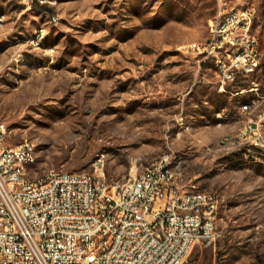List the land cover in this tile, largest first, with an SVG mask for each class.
<instances>
[{"label":"rangeland","instance_id":"obj_1","mask_svg":"<svg viewBox=\"0 0 264 264\" xmlns=\"http://www.w3.org/2000/svg\"><path fill=\"white\" fill-rule=\"evenodd\" d=\"M221 9L250 10L260 51L222 89L188 50ZM2 16L0 121L35 146L32 178L112 187L167 158L184 190L216 199L214 234L184 264H264V0H0Z\"/></svg>","mask_w":264,"mask_h":264},{"label":"built area","instance_id":"obj_2","mask_svg":"<svg viewBox=\"0 0 264 264\" xmlns=\"http://www.w3.org/2000/svg\"><path fill=\"white\" fill-rule=\"evenodd\" d=\"M252 27L250 10L221 9L210 21L211 42L188 48L213 60L220 89L237 74L258 71ZM30 151L31 143L9 144L0 121V264H184L214 234L215 197L184 190L167 158L111 187L103 173L32 178Z\"/></svg>","mask_w":264,"mask_h":264},{"label":"bare ground","instance_id":"obj_3","mask_svg":"<svg viewBox=\"0 0 264 264\" xmlns=\"http://www.w3.org/2000/svg\"><path fill=\"white\" fill-rule=\"evenodd\" d=\"M207 44V43H206ZM230 60H237V53H230ZM255 71H252V74L254 73ZM254 103V101H252L251 103L249 104H246L242 107V111L244 110H247L248 109V105ZM30 161L31 162H36L37 161V154H36V149H35V146L32 145V151H30Z\"/></svg>","mask_w":264,"mask_h":264},{"label":"crops","instance_id":"obj_4","mask_svg":"<svg viewBox=\"0 0 264 264\" xmlns=\"http://www.w3.org/2000/svg\"><path fill=\"white\" fill-rule=\"evenodd\" d=\"M0 19H2V24L0 26V28H3L4 27V23H5V17L2 16ZM252 112V111H251Z\"/></svg>","mask_w":264,"mask_h":264}]
</instances>
